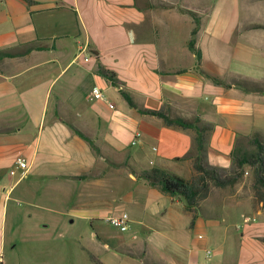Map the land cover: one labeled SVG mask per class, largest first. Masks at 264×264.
Wrapping results in <instances>:
<instances>
[{"label":"crops","instance_id":"obj_1","mask_svg":"<svg viewBox=\"0 0 264 264\" xmlns=\"http://www.w3.org/2000/svg\"><path fill=\"white\" fill-rule=\"evenodd\" d=\"M183 11L201 20L200 63L189 48L195 21ZM5 50L20 56L0 61V264L8 244L16 247L8 227L31 219L43 227L116 213L153 224L160 202L174 198L142 173L192 178L197 132L140 110L211 125L204 159L219 169L229 168L240 138L264 134V91L233 83L264 90V0H0ZM95 88L102 100H90ZM20 158L28 172L11 175ZM92 238L88 252L100 261ZM142 249L144 257L149 245Z\"/></svg>","mask_w":264,"mask_h":264},{"label":"rangeland","instance_id":"obj_2","mask_svg":"<svg viewBox=\"0 0 264 264\" xmlns=\"http://www.w3.org/2000/svg\"><path fill=\"white\" fill-rule=\"evenodd\" d=\"M259 140L264 145V134ZM236 146L241 153L257 151L243 138ZM223 170L238 179L213 189L198 212L204 224L197 228H191L192 215L182 197L160 202L153 224L130 223L124 233L108 222L119 217L116 213L96 223L66 219L43 227L31 219L14 230L8 227V242L14 239L16 247L8 244L5 264H95L88 252L93 235L96 258L108 264H264V190L257 188L249 167L238 171L231 160ZM20 205L31 209L25 202ZM243 216L256 221L245 223ZM146 243L149 250L143 257L139 253Z\"/></svg>","mask_w":264,"mask_h":264},{"label":"trees","instance_id":"obj_3","mask_svg":"<svg viewBox=\"0 0 264 264\" xmlns=\"http://www.w3.org/2000/svg\"><path fill=\"white\" fill-rule=\"evenodd\" d=\"M28 3L31 2L28 1ZM183 12L190 14L194 18L195 28L192 32L189 48L195 53L197 61L200 63L202 60V53L197 47V35L201 27V20L198 18L197 14L193 12ZM33 49L34 48H30L26 52H30ZM18 56H20V54L14 50L0 51V61L16 58ZM98 73L107 79L114 87L121 89V83L114 72L99 67ZM204 75L217 84H223L218 78L211 77L207 74ZM233 83L236 87H240L248 92L262 93L264 91L259 84L252 81L236 79ZM121 95L131 108L139 109L130 94L121 90ZM140 112L160 117L168 126H179L185 129L194 128L197 132V137L195 139L197 156L194 158L193 166L195 174L192 178L184 179L163 169H153L142 173V177L148 182V184L151 187L158 189L162 194L171 198L182 197L185 200L186 210L192 215L191 228H193L198 219V212L201 211L203 203L209 199L213 189L228 187L238 179V175L236 173L234 175H227L224 173L223 169L205 164L204 158L205 152L207 151L206 136L211 130V125L203 123L200 119H197L192 123L180 118H171L164 112L149 110H140ZM75 131L81 137L85 138L80 132L77 130ZM259 138L260 134H256L254 139L247 140L249 144L257 147V151L254 153H241L236 146L232 153V162L238 171L244 172L245 168H251L257 188L264 190V145L260 142ZM87 141L91 144L92 148L97 151L94 144L88 139ZM91 259L95 264H103L93 256H91Z\"/></svg>","mask_w":264,"mask_h":264},{"label":"built area","instance_id":"obj_4","mask_svg":"<svg viewBox=\"0 0 264 264\" xmlns=\"http://www.w3.org/2000/svg\"><path fill=\"white\" fill-rule=\"evenodd\" d=\"M85 61L88 62L89 59L85 58ZM104 98L103 92L99 88H95L91 94H90V100L91 101H99ZM114 106L111 105V108ZM28 164L25 159H18L16 162L15 170L11 172V175H15L17 170H21L23 172V175H25L28 172ZM244 222L245 223H251L255 222V219H252L251 217L248 216H243ZM111 225L115 226L120 232L124 233L128 231L129 226H130V218L127 214H122L118 218L111 219L108 221ZM211 253L208 251V255Z\"/></svg>","mask_w":264,"mask_h":264}]
</instances>
